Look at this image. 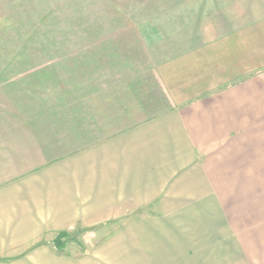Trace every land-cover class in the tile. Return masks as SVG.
<instances>
[{
	"label": "crops",
	"instance_id": "crops-1",
	"mask_svg": "<svg viewBox=\"0 0 264 264\" xmlns=\"http://www.w3.org/2000/svg\"><path fill=\"white\" fill-rule=\"evenodd\" d=\"M0 26L111 45L71 54L97 59L59 114L1 87L0 264L82 226L162 263L264 264V0H0Z\"/></svg>",
	"mask_w": 264,
	"mask_h": 264
},
{
	"label": "rangeland",
	"instance_id": "rangeland-1",
	"mask_svg": "<svg viewBox=\"0 0 264 264\" xmlns=\"http://www.w3.org/2000/svg\"><path fill=\"white\" fill-rule=\"evenodd\" d=\"M78 28L80 27L66 26L67 31H74ZM88 28L90 29V26ZM74 32L68 34L67 37L78 38L79 33ZM25 37L27 36L20 33H0V91L3 87L5 92L13 95L23 93L28 96L36 93L40 96H49L52 102L55 101L57 114L63 110L60 103L66 93L72 98L74 108L78 104L76 99L79 98L81 92L79 86L81 75L79 71L70 70L78 68L81 63L95 64L97 57L71 54L86 52L83 51L85 45L88 49H95L105 47L106 44L78 39L69 41L29 40L24 39ZM114 44L118 54L121 50L126 52L131 48V43L128 41ZM106 47L111 48V45H106ZM49 52L50 55H48ZM87 52L94 51L88 50ZM130 58L120 55L99 57L98 60H103L104 64L106 61L109 64L112 63L111 65L119 72H128L129 69L125 62L128 64V61H132ZM132 59L136 58L132 57ZM122 76L123 74L116 75L117 80ZM57 128H61L58 123ZM111 228V226H82L67 231L41 234L39 247L36 248L37 250L33 249L32 257L27 258L25 252L16 253L7 261L8 264H168L162 262L170 261V259L159 258L157 255L159 250L154 247L129 248L127 243H121V247H113Z\"/></svg>",
	"mask_w": 264,
	"mask_h": 264
}]
</instances>
